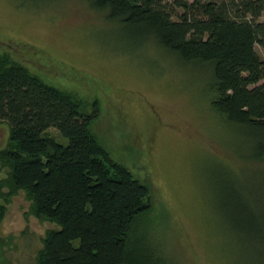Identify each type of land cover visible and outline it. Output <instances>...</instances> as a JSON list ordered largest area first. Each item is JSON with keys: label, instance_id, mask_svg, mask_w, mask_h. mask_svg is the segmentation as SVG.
I'll return each instance as SVG.
<instances>
[{"label": "rangeland", "instance_id": "obj_1", "mask_svg": "<svg viewBox=\"0 0 264 264\" xmlns=\"http://www.w3.org/2000/svg\"><path fill=\"white\" fill-rule=\"evenodd\" d=\"M132 42L86 0H0V55L83 100L92 132L148 185L153 211L140 228L158 264H264V242L227 212V184L257 195L261 187L239 159L237 129L210 107L209 69L183 65L152 41ZM48 134L66 144L55 129ZM8 135L0 121V150ZM8 172L0 161V181ZM8 191L0 264H36L57 227L32 214L23 191Z\"/></svg>", "mask_w": 264, "mask_h": 264}, {"label": "trees", "instance_id": "obj_2", "mask_svg": "<svg viewBox=\"0 0 264 264\" xmlns=\"http://www.w3.org/2000/svg\"><path fill=\"white\" fill-rule=\"evenodd\" d=\"M86 1L133 44L149 40L183 65L209 69L210 107L237 129L239 159L261 187L257 195L227 184V212L264 242V0ZM94 119L77 95L1 54L0 121L9 135L0 161L9 172L0 199L6 185L10 196L23 191L32 214L56 225L36 264H158L140 228L153 211L150 189L112 158L91 130ZM4 214L0 204V222Z\"/></svg>", "mask_w": 264, "mask_h": 264}]
</instances>
